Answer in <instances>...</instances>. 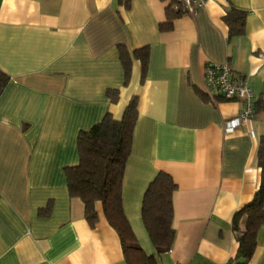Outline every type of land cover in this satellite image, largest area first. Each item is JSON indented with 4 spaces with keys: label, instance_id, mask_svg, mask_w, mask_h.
Listing matches in <instances>:
<instances>
[{
    "label": "crops",
    "instance_id": "crops-1",
    "mask_svg": "<svg viewBox=\"0 0 264 264\" xmlns=\"http://www.w3.org/2000/svg\"><path fill=\"white\" fill-rule=\"evenodd\" d=\"M167 0H0V264H126L97 203L90 227L70 197L64 169L78 162L77 134L105 113L120 119L137 98L122 182V206L139 245L157 264H225L238 248L233 218L260 179L264 135V0H206L172 27ZM245 11L229 36L227 10ZM147 47L141 72L124 82L118 45ZM208 62L246 78L253 116L232 131L238 100L203 92ZM117 89L115 101L106 95ZM158 171L169 174L173 243L158 255L141 220V199ZM49 205L47 214L39 211ZM240 229L243 219L239 221ZM245 264H264V223Z\"/></svg>",
    "mask_w": 264,
    "mask_h": 264
},
{
    "label": "trees",
    "instance_id": "trees-1",
    "mask_svg": "<svg viewBox=\"0 0 264 264\" xmlns=\"http://www.w3.org/2000/svg\"><path fill=\"white\" fill-rule=\"evenodd\" d=\"M166 5L167 18L159 23L160 30L172 27L173 19L182 14ZM245 11L231 8L223 15L229 36L243 33ZM119 58L123 67L124 82L129 78L132 57L139 59L141 72L147 63V47H139L130 53L118 45ZM6 78L0 73V92ZM106 95L115 101L117 89H107ZM254 115V114H253ZM137 117V98L133 96L126 105L120 119L109 113L86 130L77 134L78 162L65 167L67 190L70 197L78 198L83 204L84 218L90 227L97 222V203L101 204L104 217L116 231L126 264H157L154 254L146 253L139 245L135 233L125 216L122 206V182L125 164L131 150L133 127ZM260 168L259 185L252 197L233 218V230L238 243L237 253L225 264H245L252 256L256 245V234L264 223V135L260 137L257 151ZM176 184L172 177L158 171L147 184L141 199V220L158 255L169 251L174 238L173 194ZM49 205L39 211L47 214ZM243 219L240 229L239 221Z\"/></svg>",
    "mask_w": 264,
    "mask_h": 264
},
{
    "label": "built area",
    "instance_id": "built-area-1",
    "mask_svg": "<svg viewBox=\"0 0 264 264\" xmlns=\"http://www.w3.org/2000/svg\"><path fill=\"white\" fill-rule=\"evenodd\" d=\"M206 0H173L171 7L179 9L182 13L192 14L202 6ZM203 92L214 101L212 93L225 100H238L242 103V109L238 115L227 121L225 131H232L240 124L246 123L253 116L252 91L246 78L235 75L227 63H206L203 70Z\"/></svg>",
    "mask_w": 264,
    "mask_h": 264
}]
</instances>
